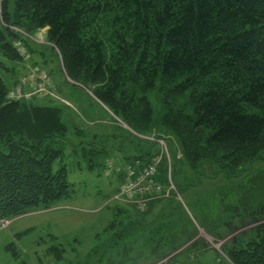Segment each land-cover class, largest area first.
<instances>
[{
  "label": "trees",
  "instance_id": "16d2710c",
  "mask_svg": "<svg viewBox=\"0 0 264 264\" xmlns=\"http://www.w3.org/2000/svg\"><path fill=\"white\" fill-rule=\"evenodd\" d=\"M44 28L48 43L38 52L51 49L64 75L90 86L126 125L129 137L118 149L125 159L150 163L160 144L143 135L154 134L170 144L174 179L182 163L235 172L264 160V0H0V48L9 59L26 60L19 45L36 51L22 31ZM19 79L9 86L0 73V225L71 193L61 108L9 98ZM87 152L91 167L108 168L105 146ZM113 209L119 219L104 231L118 226L122 239L172 229L170 221L152 227L147 209L133 203ZM224 251L232 264H264V224Z\"/></svg>",
  "mask_w": 264,
  "mask_h": 264
},
{
  "label": "rangeland",
  "instance_id": "374dc122",
  "mask_svg": "<svg viewBox=\"0 0 264 264\" xmlns=\"http://www.w3.org/2000/svg\"><path fill=\"white\" fill-rule=\"evenodd\" d=\"M26 34L30 47L36 51L23 46L26 60L15 61L0 48V73L9 86L16 77L20 81L32 70L41 69L51 78V95H33L41 98V104L61 108L62 120L68 127L63 162L69 169L71 193L49 208L1 222L0 264H232L224 245L236 237L248 239L257 226L264 224V214L258 212L264 206V160L251 169L235 172L206 163L195 170L182 163L174 179L171 147L165 140L172 163L174 194L166 189L154 198L158 203L152 199L144 216L155 228L170 221L171 231L155 233L152 238L137 235L135 240L115 234L118 226L104 231L111 220L119 219L114 206L137 204L118 195L121 182L115 170H105L98 164L90 166L94 156L87 151L93 145L105 146L109 155L118 154L129 137L122 128L126 125L93 98L90 86L64 75L62 63L60 66L51 49L44 55L38 52L48 43L46 28ZM54 83L61 89H54ZM151 100L158 116L154 93ZM100 118L110 119L112 124L97 122ZM104 159L101 155L95 161L103 163ZM127 160L126 163H134L132 158ZM166 163L164 159L160 165V177L167 185ZM170 196L173 199L168 204ZM157 240L161 241L158 245ZM14 251L19 253L18 257Z\"/></svg>",
  "mask_w": 264,
  "mask_h": 264
},
{
  "label": "built area",
  "instance_id": "2783aa9c",
  "mask_svg": "<svg viewBox=\"0 0 264 264\" xmlns=\"http://www.w3.org/2000/svg\"><path fill=\"white\" fill-rule=\"evenodd\" d=\"M19 44L20 43L16 42V45ZM19 51L22 54L26 53V50L21 45H19ZM36 67L39 68L38 66ZM50 84L51 78L45 71L40 69L35 72L32 70L28 76L23 77V79L14 86L8 97L11 99H30L35 97L33 94L36 92L40 95L39 97L45 94L51 95L52 89L49 87ZM143 137L155 140L160 144V152L152 158L150 163L142 165L140 161H136L135 163H127L124 165H113L109 163L108 166V170H115L118 174H121L123 178L118 195L136 203L140 209H145L149 201L155 197L161 196L166 189L170 193L174 188L170 178L171 160L165 141L156 138L154 134L143 135ZM165 157L168 159L167 185L165 181L160 178V165ZM167 186L168 188H166Z\"/></svg>",
  "mask_w": 264,
  "mask_h": 264
},
{
  "label": "crops",
  "instance_id": "0c3cea01",
  "mask_svg": "<svg viewBox=\"0 0 264 264\" xmlns=\"http://www.w3.org/2000/svg\"><path fill=\"white\" fill-rule=\"evenodd\" d=\"M30 73H31V71L29 73H27L26 75L28 76ZM57 87H58V89H61L58 85L55 84L54 89L55 88L57 89ZM92 122H96V120H94ZM97 122H102V123L109 124V125L112 124V122H111L110 119L106 120V119L100 118V119H97ZM140 161H141L142 164L144 163V161H142V160H140ZM108 162L111 163V164H113V165L114 164H126V162H128V160L125 159L122 154H120V153L117 154L116 153V154H114V155L111 156V159H109Z\"/></svg>",
  "mask_w": 264,
  "mask_h": 264
}]
</instances>
